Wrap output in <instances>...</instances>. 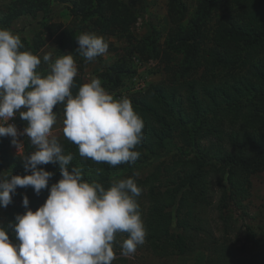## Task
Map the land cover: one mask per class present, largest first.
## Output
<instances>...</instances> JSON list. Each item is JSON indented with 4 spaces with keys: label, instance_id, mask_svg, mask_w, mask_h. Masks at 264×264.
<instances>
[{
    "label": "trees",
    "instance_id": "obj_1",
    "mask_svg": "<svg viewBox=\"0 0 264 264\" xmlns=\"http://www.w3.org/2000/svg\"><path fill=\"white\" fill-rule=\"evenodd\" d=\"M55 3L65 5L77 19L80 34L85 28L125 40L123 54L95 74L104 89L123 87L135 75L132 56L144 61L154 57L161 38L158 29L151 27L135 38L132 26L139 12L124 0H11L0 12V28L11 29L20 17L40 16L44 25ZM167 23L161 49L165 76L129 98L144 122L135 163L115 167L96 163L80 157L78 147L66 137L58 141L64 154L73 156L69 168L81 169L89 183L107 188L115 180L136 179L142 189L136 199L146 229L143 246L153 255L205 251L208 264H244L232 245L217 237L211 223L199 214L203 207L212 206L216 227L220 224L229 235L237 216L246 214L251 176L264 172V0H195L192 12L186 0H167ZM18 35L21 51L38 55L45 44L41 31L31 39ZM63 37L58 41L59 54L65 46ZM201 67L204 72L198 78ZM37 71L46 74L48 66L40 64ZM74 82L73 94L84 84L79 76ZM54 111L63 113V106H55ZM15 119L26 126L19 114ZM11 144L0 137V176L30 174L22 163L34 151L30 139H25L21 157L10 153ZM149 161L158 163L152 170L144 169L145 174ZM38 167L53 173L49 186L61 178L58 164ZM22 195H27L28 207L35 211L48 190L36 195L31 186L17 187L12 203L0 208V225L7 227L16 214L25 212ZM247 236L254 244L264 241L249 226ZM125 238L126 234L117 235L114 252L121 250ZM114 260L128 264L122 257Z\"/></svg>",
    "mask_w": 264,
    "mask_h": 264
},
{
    "label": "clouds",
    "instance_id": "obj_2",
    "mask_svg": "<svg viewBox=\"0 0 264 264\" xmlns=\"http://www.w3.org/2000/svg\"><path fill=\"white\" fill-rule=\"evenodd\" d=\"M74 38L75 51L87 62L108 51L102 36ZM22 48L18 34L0 28V137H11L17 147V138L27 136L34 148L22 159L30 174L0 176V208L12 203L17 187L31 186L36 195L47 189L48 195L35 211L22 195L25 212L7 227L0 225V264H112L118 234H126L121 255L131 256L146 237L136 199L141 187L133 177L107 188L83 180L81 169L69 168L73 156L64 154L52 128L54 107L62 105V134L78 147L80 157L115 167L139 158L135 149L144 139L142 118L127 97L114 98L95 76L73 94L77 66L71 53L54 60L44 54L48 71L41 74V58ZM17 114L26 121L22 130L9 122ZM47 164H58L61 176L50 186L53 173L38 167Z\"/></svg>",
    "mask_w": 264,
    "mask_h": 264
},
{
    "label": "rangeland",
    "instance_id": "obj_3",
    "mask_svg": "<svg viewBox=\"0 0 264 264\" xmlns=\"http://www.w3.org/2000/svg\"><path fill=\"white\" fill-rule=\"evenodd\" d=\"M130 3L138 12L139 16L132 26V33L135 38H140L149 32L151 27H156L161 35L159 40V46L157 47L154 57L150 60L144 61L137 56H132V61L136 69L135 74L146 78V83H156L160 81L167 72V65L161 56L162 43L164 39V32L168 29L167 23V0H124ZM190 10L195 5V0H186ZM11 0H0V12L7 9ZM54 10L50 18L41 25L38 19H32L30 17H20L12 24L11 31L14 34H22L27 39H31L35 32L41 31L45 44L39 50L38 57L41 58V64L47 66L42 60L44 54L50 53L53 60L64 54L71 53L76 66L77 75L84 83L90 81V78L106 67L109 63L117 59L123 54L124 46L126 42L124 39L112 36L102 35L96 30L89 31L84 28L85 33H92L98 36H102L108 43V51L105 55L97 57L93 62H87L81 57L75 49L77 43L75 36H78L81 32L79 29V22L68 14L65 5L55 3L52 7ZM56 25H60L56 28ZM60 35H64L63 43L64 48L59 54L58 41ZM204 72V67H201L196 72V77H201ZM120 87L116 90H106L114 98L127 97L128 99L134 95H138L143 91H130L128 89H122ZM55 112V111H54ZM57 122L52 128L53 135L58 138L62 137V120L63 113H57ZM23 149V148H22ZM22 149L11 144L10 153L14 156L21 157ZM168 162V161H167ZM157 161H149L145 165L143 170H152V167H156ZM144 170V172H145ZM148 172H145V174ZM246 214L237 216V220L234 224L232 232L226 236L222 230V226L219 224V229L214 223L215 213L212 206H205L201 209L200 217L205 219L208 223H211V227L215 229V235L221 240H227L229 245H232L234 250L241 256L244 264H264V241L262 243L254 244L248 239L247 229L248 226L255 234L256 238H264V172L255 173L251 176V190L250 195L245 200ZM2 209V208H1ZM2 210H0V220L2 217ZM245 247V250L242 248ZM240 252V253H239ZM115 257H122L126 259L128 264H208L207 253L205 251H198L192 255H172L167 257H159L146 250L143 245H139L134 254L128 257L121 255V250L114 252ZM120 260H113L112 264H118Z\"/></svg>",
    "mask_w": 264,
    "mask_h": 264
},
{
    "label": "built area",
    "instance_id": "obj_4",
    "mask_svg": "<svg viewBox=\"0 0 264 264\" xmlns=\"http://www.w3.org/2000/svg\"><path fill=\"white\" fill-rule=\"evenodd\" d=\"M146 78L144 79L143 77L141 76H138V75H134L130 80H128L125 85L123 86V90L124 89H128L130 91H144L146 86H147V83H146ZM10 123H15V125L17 126L18 130H22L23 127H25V125H22L20 123H18L16 121V119L14 118L13 120L9 121ZM5 138H8L11 140V137H7L5 136ZM18 147L19 149L21 150L23 148V143L25 141V139H29L27 136H23V137H18Z\"/></svg>",
    "mask_w": 264,
    "mask_h": 264
}]
</instances>
